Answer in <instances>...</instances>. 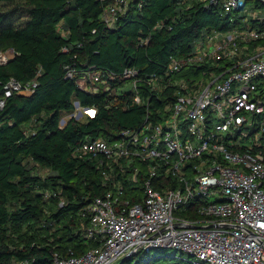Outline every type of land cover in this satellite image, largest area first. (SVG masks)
<instances>
[{
    "label": "trees",
    "instance_id": "1",
    "mask_svg": "<svg viewBox=\"0 0 264 264\" xmlns=\"http://www.w3.org/2000/svg\"><path fill=\"white\" fill-rule=\"evenodd\" d=\"M112 2L0 0V52H15L0 64V95L12 78L37 81L33 92L14 93L0 109V264H55L56 254L81 256L99 246L85 231L87 205L108 191L104 166H98L102 155L76 151L86 141L114 140L123 128L139 127L148 107L146 100L133 101L130 84L119 76L110 79L109 90H84L81 72L120 74L136 67L146 97L152 75L167 87L198 72L194 65L173 72L170 65L194 54L204 32L241 25L212 0H128L108 26L102 15ZM257 25L264 22L253 20ZM71 69L75 77L67 75ZM173 92L160 91L162 98L151 104L161 105ZM75 101L96 114L62 124L64 114L76 110ZM166 251L140 250L114 264H160Z\"/></svg>",
    "mask_w": 264,
    "mask_h": 264
},
{
    "label": "built area",
    "instance_id": "2",
    "mask_svg": "<svg viewBox=\"0 0 264 264\" xmlns=\"http://www.w3.org/2000/svg\"><path fill=\"white\" fill-rule=\"evenodd\" d=\"M127 1L113 0L106 8L102 17L108 26ZM212 1L235 13L253 0ZM255 1L264 5V0ZM253 20L264 22V16L255 14ZM262 42L264 25L204 32L194 54L173 58L170 65L173 72L194 65L200 77L191 74L165 87L152 75L146 97L139 92L136 67L120 74L101 69L80 73L79 85L89 92H99V85L109 90L110 79L121 77L130 84L133 101L146 100L148 108L139 127L123 128L114 140L86 141L77 149L80 155H102L98 166H104L108 191L87 205L90 226L85 231L99 246L81 256L56 254L55 264H114L158 247L180 249L199 264H264ZM14 55L13 49L1 51L0 64ZM76 74L71 69L67 75ZM36 86V80L22 84L10 79L0 109L14 93H31ZM166 89H174L173 98L151 104ZM75 107L80 117L96 114V108L79 101ZM127 184L133 188L127 190Z\"/></svg>",
    "mask_w": 264,
    "mask_h": 264
},
{
    "label": "rangeland",
    "instance_id": "3",
    "mask_svg": "<svg viewBox=\"0 0 264 264\" xmlns=\"http://www.w3.org/2000/svg\"><path fill=\"white\" fill-rule=\"evenodd\" d=\"M259 14L260 16H264V5H257V2L255 0L249 1L246 8L241 9L240 11H237L232 14V19L234 21H237L239 24H245V23H253V15ZM192 76L194 78L200 77L196 73H192ZM73 116H76L77 119L83 120V117H80V115L76 112H70L64 114L63 119L67 120ZM155 256V253H152V257ZM161 256V255H159ZM194 259H189V255L186 252L181 251L177 248H167L166 254L162 255L161 259L159 260L160 264H167L170 262H176L181 264H199L196 261H193ZM130 264V263H125Z\"/></svg>",
    "mask_w": 264,
    "mask_h": 264
},
{
    "label": "water",
    "instance_id": "4",
    "mask_svg": "<svg viewBox=\"0 0 264 264\" xmlns=\"http://www.w3.org/2000/svg\"><path fill=\"white\" fill-rule=\"evenodd\" d=\"M126 257H130V255H127Z\"/></svg>",
    "mask_w": 264,
    "mask_h": 264
}]
</instances>
